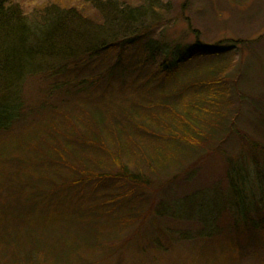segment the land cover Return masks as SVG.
Returning <instances> with one entry per match:
<instances>
[{"label": "trees", "instance_id": "1", "mask_svg": "<svg viewBox=\"0 0 264 264\" xmlns=\"http://www.w3.org/2000/svg\"><path fill=\"white\" fill-rule=\"evenodd\" d=\"M103 2L98 8L88 2L99 15V24L93 28L73 7L46 6L30 22L12 0H0V188L12 184L0 191L4 195L0 196V264L28 262L38 250L39 240L32 237L36 224L48 219L51 205L69 203L84 186L109 184L103 189L104 199L98 196L100 217L111 213L101 208L103 202L113 201L117 207L149 200L150 210L154 197L138 168L182 166L186 159L185 167L191 168L198 163V151L211 143L219 146L218 133L238 131L242 107L233 106V82L224 75L222 58L206 72L190 63L194 53L214 56L225 47L197 41L192 54L172 56L151 69L147 65L150 43L133 48L135 38L120 39L144 33L151 10ZM125 44L129 54L124 55ZM38 72L44 74L45 87L33 104L24 97V81ZM114 85L128 104L106 103L103 95L113 93ZM132 92L135 97L128 96ZM93 94L104 100L90 102ZM244 95L237 93L241 101ZM251 106L259 110L264 129V109L252 102ZM247 143L254 164L250 163L254 172L249 181L256 189L253 198L256 191L261 194L253 205L262 217L257 215L248 229L254 232L264 226V145ZM226 162L234 207L248 214L251 205L238 183L246 164ZM130 163L137 168L134 172L128 169ZM11 166L19 170L11 171ZM115 186L117 191H112ZM142 211L134 207L126 213L141 215ZM74 220L68 221L76 224ZM54 247L57 255L65 252L61 246Z\"/></svg>", "mask_w": 264, "mask_h": 264}, {"label": "rangeland", "instance_id": "2", "mask_svg": "<svg viewBox=\"0 0 264 264\" xmlns=\"http://www.w3.org/2000/svg\"><path fill=\"white\" fill-rule=\"evenodd\" d=\"M89 1L94 8H98L105 0H12V3L22 10L30 22L36 20L46 6L55 4L64 8L73 7L83 13L95 28L99 15L96 10L91 9ZM113 1L119 3V6L149 8L150 13H153L144 22V26H149L144 33H137L133 37L129 34L120 36L121 33L117 36L120 39L135 38L133 48L150 43L147 65L151 69L165 59H172V56L181 57L184 52L192 54L198 45L197 41L219 48L225 47L222 54L214 56L194 53L190 63L206 72L210 64L212 66L218 58H222L224 75L233 82L230 89L233 106L241 104L242 107L237 118L238 131L218 133L217 139H222L219 146L214 147L217 144L211 143L207 149L198 151V163L191 168L185 167L187 159L182 166H166L154 171L138 168L141 170V177L150 184L154 197L150 210L147 208L149 200L125 206L120 203L121 206L117 207L111 201L107 204L103 202L104 206L101 207L111 210V213L105 214L107 217L98 216V196L104 199L106 191L103 189L109 184L96 185L91 189L90 186H84L81 193L74 194L76 196L69 203L51 205L48 219L43 225L37 223L33 229L32 237L36 236L39 240L38 250L30 255L28 262L264 264V226L258 231L248 230L251 227L249 224L257 221V215L262 217V213H258L253 205L261 194L256 191L253 198L256 189L249 181L254 172L250 163L253 167L254 164L251 162L252 156L247 143L256 141L264 145L260 113L251 106L252 102L264 109V0ZM127 45L123 47L124 55L129 54ZM43 78V72H38L24 81V97L29 103L35 104L42 95L41 87H45ZM141 80L140 77L139 81ZM239 91L246 94L244 101L238 99ZM113 93L108 91V94L103 95L104 99L108 98L106 103L113 106L128 104L122 95L119 96L118 86L114 85ZM128 96L135 97L136 94L132 92ZM102 98L97 95L90 102L95 99V103L100 104L104 100ZM90 102L87 103L89 106L94 104ZM145 150L148 153V149ZM226 159L237 161L238 165L246 164L240 169L242 175L238 183L242 194L248 196L246 201L251 205L248 214H244V211L240 213L234 207L226 177ZM139 165L143 167L145 164L140 161ZM134 167L135 164L132 163L129 171L134 172L137 169ZM16 170L19 169L11 166V171ZM6 184L12 185L9 182ZM5 185L0 191L5 192ZM115 187L112 191H117V186ZM3 200L8 201L5 197ZM13 204L17 207L16 203ZM134 207L143 210V213L138 215L134 212L128 216L126 212H132ZM74 217L79 226L69 223L68 220ZM132 217L134 219L130 220ZM122 218L125 221L118 224L117 221ZM261 220L264 223V216ZM103 225L108 228L105 229ZM17 233L22 231L18 230ZM57 245L65 248V252L60 251L57 255V247H54ZM26 260L23 259V264Z\"/></svg>", "mask_w": 264, "mask_h": 264}]
</instances>
